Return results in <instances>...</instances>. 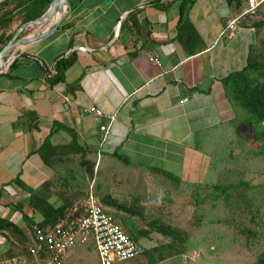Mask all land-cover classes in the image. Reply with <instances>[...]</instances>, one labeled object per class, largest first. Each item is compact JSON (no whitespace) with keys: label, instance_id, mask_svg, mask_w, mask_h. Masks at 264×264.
<instances>
[{"label":"crops","instance_id":"0c3cea01","mask_svg":"<svg viewBox=\"0 0 264 264\" xmlns=\"http://www.w3.org/2000/svg\"><path fill=\"white\" fill-rule=\"evenodd\" d=\"M67 2L64 16L48 19L34 36L46 35L17 48L0 67V218L22 231H28L22 215L43 220L31 197L55 207L69 199L52 186L54 165L70 163L59 151L101 169L114 199L121 192L132 199L171 193L174 181L194 177L196 165L209 164L195 150L201 138L210 139L203 132L220 124V107L230 120L220 80L246 64L255 40L253 26L240 21L237 0ZM71 53L65 81L50 86L55 59ZM28 63L36 74L13 71ZM90 107L114 116L104 141L105 117L82 112ZM44 141L51 166L37 153ZM10 233L0 230L3 250L11 246Z\"/></svg>","mask_w":264,"mask_h":264},{"label":"rangeland","instance_id":"374dc122","mask_svg":"<svg viewBox=\"0 0 264 264\" xmlns=\"http://www.w3.org/2000/svg\"><path fill=\"white\" fill-rule=\"evenodd\" d=\"M238 7L242 11V1ZM36 10L33 0H0V17H10L0 26V46L5 47L13 37L15 43L3 61L23 47V40L50 24L47 20L45 27L40 26ZM240 21L255 30L249 48L253 67L244 77L222 86L230 120L223 118L227 112L220 107V124L206 127L203 133L210 139L201 138L195 150L208 157L209 164L196 165L194 177L172 181L171 193L157 190L155 197L132 199L121 192L114 199L108 194L105 173L99 168L95 171V164H81L66 151L56 154L60 158L68 155L70 162L54 165L57 175L52 181L61 191L57 194L69 197L68 210L91 192L142 250L135 259L114 264H264V117L255 118L236 97L243 80L249 87L263 89L260 94L264 96V3ZM13 71L25 77L37 73L31 63ZM255 100L256 106L264 108V99ZM162 181L163 189L166 181ZM10 234L13 241L8 240L10 248H0V264H41L26 252V229ZM64 264H99V260L91 247L84 246L74 249Z\"/></svg>","mask_w":264,"mask_h":264},{"label":"built area","instance_id":"2783aa9c","mask_svg":"<svg viewBox=\"0 0 264 264\" xmlns=\"http://www.w3.org/2000/svg\"><path fill=\"white\" fill-rule=\"evenodd\" d=\"M263 2L244 0L245 8L240 16L254 14ZM233 24L228 28L232 29ZM82 112L105 117L106 124L99 127L104 141L114 116L103 115L95 107L83 108ZM84 246L92 247L99 264L125 262L141 254L135 239L112 220L91 192L58 218L54 226L34 227L26 244V252L41 264H64L72 250Z\"/></svg>","mask_w":264,"mask_h":264},{"label":"trees","instance_id":"16d2710c","mask_svg":"<svg viewBox=\"0 0 264 264\" xmlns=\"http://www.w3.org/2000/svg\"><path fill=\"white\" fill-rule=\"evenodd\" d=\"M34 3L37 4V10L35 11L34 16L36 18H39L43 13L46 12L49 5L51 4L52 0H33ZM237 7L239 6V3H241V0H237ZM243 6H244V0H242ZM245 6L242 8V11L244 10ZM186 9V4L181 3L179 6L180 10V16L184 14V11ZM242 11L240 10L241 14ZM240 14V15H241ZM239 15V16H240ZM246 16V15H245ZM182 19V18H181ZM10 21V17L7 14H4L0 17V26L4 25L5 23ZM186 21H184L183 24L179 25L178 29L181 30L182 26H184ZM186 27V26H185ZM192 27L188 24L187 29L192 31ZM3 46H0V51L2 50ZM75 62V56L73 53L61 57L58 56L53 64V74L50 78H48V82L50 86H55L57 84L63 83L65 81V72L66 70L73 65ZM16 66V61L14 60L10 66L9 69H13ZM253 64L250 62V57L247 59L246 64L237 71L230 72L225 77L221 78V84L222 86L226 87L228 83L231 80H237L238 78L244 77V72L252 69ZM50 74L48 73V76ZM263 89L257 90L255 88L249 87L247 83L243 80V87L239 88L236 97L240 101L241 105L251 112V114L254 115L255 118H261L264 117V108L256 106L257 97H259L260 100L264 99L263 94H260ZM261 96V97H260ZM48 149H49V143L47 141H44L41 147L37 150V153L41 156V159L47 166H51L50 160H48ZM56 151V150H54ZM78 151H85L81 148H78ZM30 204L34 207V209L38 210L42 216L43 220L38 223H33L30 218H28L25 215H22L23 220L26 222L27 225V234L25 237V243L27 244L31 235V232L34 227H46V226H54L57 223L58 218L64 216L66 212L68 211V203H64L62 205H59L55 207L52 203H50L47 200H43L37 197H31ZM0 230H9L10 232H17L22 231L18 229L11 221H8L6 219L0 218ZM134 239V237H132Z\"/></svg>","mask_w":264,"mask_h":264},{"label":"water","instance_id":"95a60500","mask_svg":"<svg viewBox=\"0 0 264 264\" xmlns=\"http://www.w3.org/2000/svg\"><path fill=\"white\" fill-rule=\"evenodd\" d=\"M65 5V9L68 7V2L67 0H52L49 9L47 10V12L40 18H38V20H40L41 22H45L48 19H50L55 11V9L57 8L58 5ZM65 11V10H64ZM62 12L60 14V16H64L65 12ZM60 18V17H59ZM59 22V20H58ZM58 22L56 23L55 26L52 27V29L56 28L58 25ZM44 35H46L45 33L39 34L37 36H34L33 38H28L26 40L22 41V44H26L29 41H31V39H39L42 38ZM15 46L14 43V37L12 38L11 42L9 44H7L5 47L2 48V50L0 51V62L3 63V58L5 57V55L11 50L13 49Z\"/></svg>","mask_w":264,"mask_h":264},{"label":"bare ground","instance_id":"6f19581e","mask_svg":"<svg viewBox=\"0 0 264 264\" xmlns=\"http://www.w3.org/2000/svg\"><path fill=\"white\" fill-rule=\"evenodd\" d=\"M65 10V5L62 4V5H58L57 8L55 9L52 17H51V22L53 21H57L58 17L60 16V14ZM45 23L44 22H41V25L40 26H44ZM6 64V63H5ZM2 65V63L0 62V66Z\"/></svg>","mask_w":264,"mask_h":264}]
</instances>
